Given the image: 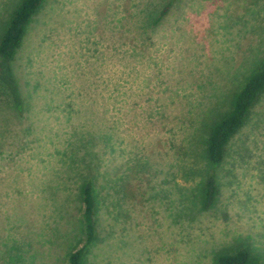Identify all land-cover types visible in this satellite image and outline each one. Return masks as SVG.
<instances>
[{
  "label": "rangeland",
  "instance_id": "obj_1",
  "mask_svg": "<svg viewBox=\"0 0 264 264\" xmlns=\"http://www.w3.org/2000/svg\"><path fill=\"white\" fill-rule=\"evenodd\" d=\"M20 1L0 0V37ZM169 1L46 0L33 17L14 62L27 119L0 143V264H69L87 177L98 236L83 264H216L239 244L264 264V95L201 206L211 119L264 57V0H175L139 28ZM76 133L82 157L62 169Z\"/></svg>",
  "mask_w": 264,
  "mask_h": 264
},
{
  "label": "trees",
  "instance_id": "obj_2",
  "mask_svg": "<svg viewBox=\"0 0 264 264\" xmlns=\"http://www.w3.org/2000/svg\"><path fill=\"white\" fill-rule=\"evenodd\" d=\"M45 1L21 0L11 12L0 37V143L9 137L11 124L15 122V118H18L22 124L27 119L25 113L28 111L29 105L15 70L14 62L24 44L33 17ZM174 3L175 0H170L162 9L147 8V19L145 20L147 23L144 25L143 22L145 21L141 22L139 28L147 30L148 27L163 23ZM143 32L145 33L146 31ZM263 95L264 57L246 77L243 85L233 93L229 109L211 119L212 121L210 120L205 149L210 164V171L201 189L202 209L209 210L216 204L220 191L219 168L226 160L230 143L248 124L255 106ZM213 115L214 113H212L211 117ZM27 131L34 132L35 124L30 122ZM78 139L77 133L71 135V139L67 143V146L70 147V152L65 159V167L62 169H66L68 166L71 148H73L72 153L81 156L79 150L82 147L77 150L78 144L76 143ZM78 192L83 204L82 219L85 239L68 253L69 264H83L88 248L96 241L98 236L97 211L99 194L94 177L82 179V185L79 186ZM1 238L2 243L7 245L5 237ZM7 249L10 251L11 256L5 255L2 259L13 256L10 247L7 246ZM215 262L216 264H260V258L255 254L251 246L239 244L234 250L219 251L215 256Z\"/></svg>",
  "mask_w": 264,
  "mask_h": 264
}]
</instances>
